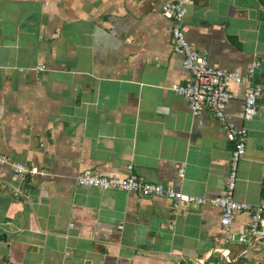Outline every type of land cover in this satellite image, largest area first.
<instances>
[{"label": "crops", "instance_id": "crops-1", "mask_svg": "<svg viewBox=\"0 0 264 264\" xmlns=\"http://www.w3.org/2000/svg\"><path fill=\"white\" fill-rule=\"evenodd\" d=\"M173 1L0 0V151L47 171L28 181L0 165V181L23 193L0 189V264H264V243L223 242L209 202L224 192L233 143L172 90L191 79L160 11ZM183 32L212 67L245 75L257 61L249 84L264 87V0H190ZM247 86L228 83L224 116L247 129L233 197L257 204L264 92L244 120ZM128 164L206 202L174 215L164 197L74 180L84 170L124 177ZM250 218L238 211L232 231Z\"/></svg>", "mask_w": 264, "mask_h": 264}, {"label": "built area", "instance_id": "built-area-1", "mask_svg": "<svg viewBox=\"0 0 264 264\" xmlns=\"http://www.w3.org/2000/svg\"><path fill=\"white\" fill-rule=\"evenodd\" d=\"M190 0H178L163 3L160 7L161 14L169 21V32L172 49L183 56V66L191 74V79L182 84L172 85L178 95L182 96L188 103L192 114L198 115L204 111H210L220 120L224 135L227 140L233 143V148L229 160V169L225 181L224 192L210 199V203L220 208V225L223 231V242L243 243V244H263L264 243V201L257 204L237 201L233 197L236 179L237 164L244 155L246 149L247 129L238 128L232 121L225 119L224 107L233 97L228 90L229 82L246 81L248 86L245 89L243 118L252 119L257 112V99L263 95L264 87L260 84L250 85L254 70L258 66L257 61H253L247 74L241 75L235 71H225L210 66L205 56L195 47L190 45L185 39L183 32V21L185 7ZM39 70H43L42 65H38ZM9 165L13 172L28 181L35 175H46L45 169L30 166L21 162L10 161L6 153L0 151V165ZM132 165L126 167L127 174L124 177L107 175L93 170H84L75 177V183L82 187H96L103 190H123L148 195L164 197L172 202L174 215L178 214V207L181 204H203L206 199L196 195L175 190L170 186L156 182L146 181L131 173ZM183 168H180L178 175L181 177ZM0 189L7 191L13 196L22 195V191L17 188H9L0 181ZM251 211L249 223L239 226L236 231H232L231 225L235 214L238 211ZM223 259L229 262V252L223 247Z\"/></svg>", "mask_w": 264, "mask_h": 264}]
</instances>
